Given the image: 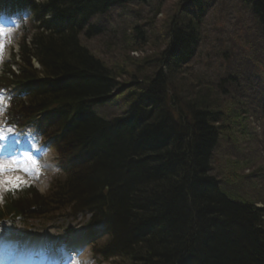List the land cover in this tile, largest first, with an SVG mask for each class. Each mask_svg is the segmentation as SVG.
Segmentation results:
<instances>
[{
  "label": "trees",
  "instance_id": "obj_1",
  "mask_svg": "<svg viewBox=\"0 0 264 264\" xmlns=\"http://www.w3.org/2000/svg\"><path fill=\"white\" fill-rule=\"evenodd\" d=\"M19 1L21 6L24 0ZM160 1L156 10L163 14L169 0ZM174 1L173 6L189 4L187 17L178 7L176 12L172 5L167 8L174 17L156 43L158 48L167 43L166 49L153 51L158 56L153 61L156 71L145 66L144 76L145 70L133 64L143 78L136 72L130 83H125L123 70L106 66L78 35L94 12L120 0H43L36 5L37 19L58 35L37 37L35 52L24 46L20 74L10 71L3 82L18 87V94L31 92L29 111L44 108L46 99L69 105L55 113L56 126L66 129L59 142L77 145L80 150L72 152L89 162L61 183L49 201L37 196L32 203L48 209L73 207L106 223L114 239L104 252L117 255L116 264H264V209L227 197L210 174L212 152L223 133V111L216 106L214 91L174 66L196 55L199 33L187 30L196 24L189 17L203 15L209 0ZM242 1L262 26L264 38V0ZM134 30L125 49L145 52L137 46L151 40ZM32 56L40 62V71L33 67ZM184 83L192 89L187 91ZM127 85L137 88L128 114L114 122L101 121L91 104L107 102ZM169 86L180 94L177 112L190 114V124L177 121L166 97ZM19 209L28 216L36 208L24 202Z\"/></svg>",
  "mask_w": 264,
  "mask_h": 264
},
{
  "label": "rangeland",
  "instance_id": "obj_2",
  "mask_svg": "<svg viewBox=\"0 0 264 264\" xmlns=\"http://www.w3.org/2000/svg\"><path fill=\"white\" fill-rule=\"evenodd\" d=\"M173 3H175L174 0L167 2L165 14L162 15L164 21H166V16L168 15V12H166L167 8L171 5L173 6ZM155 5L156 2L153 7H140L132 4L128 7V10L133 12L131 15L127 11H121L120 15L115 12L111 19L107 20L108 25L106 24L107 22L105 23L104 31L94 36L95 42L88 38L85 39L84 44L98 58L105 61L106 66L111 68L114 65L115 69L123 70L126 73L124 75L125 83L132 82L131 77L136 72L141 77L140 74L142 72H138L139 69L135 68L133 64L139 65L143 70L147 67L146 69L149 72L156 71L157 67H155L153 61H156L158 56L153 51L162 48L156 47V43L162 40L165 30L162 28L160 20L159 22H154L151 27L148 26L147 20L152 16L151 10ZM205 6L209 9L205 17L208 20V25L207 30H203L202 43L197 52V62L194 64L195 76L200 80L197 81V84H205L211 87L218 100L225 92L227 94V96L225 94L227 97L226 101L220 104L225 109L227 116L225 122L239 123L227 137L219 140L218 143L220 144L216 148L214 159L210 162L212 166L211 174L220 180L222 188L233 196L247 201H263L264 84H262V80L264 79V64L259 59L256 61L262 64L260 67L262 73L260 71L254 72L259 80V87L254 85L253 79L250 80L252 89L257 90L260 88L259 92L254 94L256 97L253 96L247 98V100L244 97H240L238 95L240 90L234 86L235 83L230 77L231 74L238 76L240 73L254 75L252 73V63L246 61L245 58L241 60V57L245 55V52H248V45L250 44L257 45V49L261 45L264 48V39L260 38L254 26L255 19L251 16L242 0H213L211 4L207 3ZM177 7L179 8V4L174 5L172 10L176 12ZM139 13H142V15ZM173 17L171 14L168 15V24L171 23ZM135 24L143 25L141 29L144 30L145 36H148V40L151 41L148 45L144 44V46L137 44V48L142 47L145 52H141L142 49L133 53L124 52L123 48L126 47V42L128 40L132 42L133 37H130L132 34L125 36V33L121 35L119 33L127 25L132 26ZM118 25L120 26L118 27ZM155 25H158V27L156 28ZM16 27L17 25L14 22H11L8 26L0 25V69L6 67L2 64V61L7 60V62L11 63L13 70H18L19 65L12 64L13 62L10 61L11 53L9 52L12 46L18 51L20 28L16 31L13 30ZM109 27L114 28V30H110ZM258 56L263 58L260 53ZM5 69L9 70L7 67ZM143 75H147L146 70ZM192 81H194V78H192ZM184 86L187 87V91L192 89L190 86H186V83H184ZM128 88L130 89V87ZM206 93L212 95L210 91H206ZM225 96L222 98L225 99ZM174 101L173 103H178L177 105H179V102ZM238 101H242L246 105L240 104ZM50 157H55V154L52 153L49 159ZM14 163V172L9 174L0 173V207L5 205L6 197L4 196H6L5 193L10 187L22 189L26 186H36L41 193H44L50 185L51 174H45L46 170L42 167L43 163L34 165L27 158L22 160L20 164L16 160ZM34 168L35 170H33ZM17 197H19L18 200L21 204L25 202L26 205L34 206L36 209H43L44 207L47 210L48 208L42 203H38L37 206L33 205L31 190L22 191ZM33 220L37 221H30L28 227L19 223L14 224L12 220H7L2 225L3 230L1 231L9 233L11 237L22 235L20 236L22 238L30 235L29 232L32 230H29V227H32L33 230L42 228L45 230L44 232L48 239L62 238L66 232L62 227V222L56 221L51 225L39 226L38 222L41 218ZM74 224L71 221L68 223L70 227H73ZM96 262L89 263L84 260L82 263L96 264Z\"/></svg>",
  "mask_w": 264,
  "mask_h": 264
},
{
  "label": "bare ground",
  "instance_id": "obj_3",
  "mask_svg": "<svg viewBox=\"0 0 264 264\" xmlns=\"http://www.w3.org/2000/svg\"><path fill=\"white\" fill-rule=\"evenodd\" d=\"M197 1L198 0H193V2H197ZM112 5H114V4H108L107 8L105 9V11L108 13V17H111L112 14L114 13L113 12V9H111ZM161 7L163 8V5ZM110 9H111V11H110ZM164 13L165 12H163V14ZM205 15H206V13L203 14L204 17H205ZM204 17L200 18V20L203 21L204 20ZM160 22H162L161 23L162 24V28L165 31H167L170 24H168V25L163 24L164 21L162 19H160ZM106 24L108 25V22ZM119 26L120 25H118V27ZM255 29H257V28H255ZM187 30L191 31V34H198L200 32V29H199L198 25H196V24L193 25V26H189ZM183 33H185V32H183ZM258 38H259V36H258ZM248 46H249V50L250 51H256L257 45L250 44ZM242 59H244V58L241 57V60ZM196 62H197V55H194L192 58L189 59L188 62H184L183 64L178 63V65H174V66L175 67H178L179 66V68H183L182 74H186L187 77H191V76L194 77L195 74H196L195 67H194L195 65L194 64ZM43 242H44L43 239H34V240H31V243L29 242L28 244H26V248L27 249L24 250L20 254V256L18 257V259L17 260H11L9 258V256H10V254L12 252V249L15 247V244H14V242H10L8 240L3 241L4 249L6 250L3 253L4 264H19V263H21V264H34L33 263V259H34L33 255L36 253L37 249L42 246ZM39 263L40 264H51V259H47L46 256H42L41 259H40V261H39ZM55 263H59V262H55Z\"/></svg>",
  "mask_w": 264,
  "mask_h": 264
}]
</instances>
